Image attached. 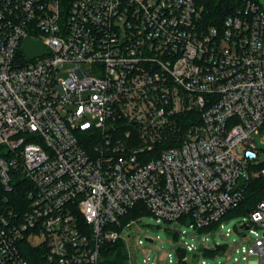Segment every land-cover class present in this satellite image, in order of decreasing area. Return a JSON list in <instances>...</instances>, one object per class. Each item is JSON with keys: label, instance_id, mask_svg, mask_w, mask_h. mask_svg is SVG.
Returning <instances> with one entry per match:
<instances>
[{"label": "built area", "instance_id": "built-area-1", "mask_svg": "<svg viewBox=\"0 0 264 264\" xmlns=\"http://www.w3.org/2000/svg\"><path fill=\"white\" fill-rule=\"evenodd\" d=\"M204 14L200 0H0V264H100L118 241L137 264L139 218L124 219L138 204L176 242L167 264H264V202L227 229L239 241L208 237L264 176V6ZM28 38L49 54L28 59Z\"/></svg>", "mask_w": 264, "mask_h": 264}, {"label": "rangeland", "instance_id": "rangeland-1", "mask_svg": "<svg viewBox=\"0 0 264 264\" xmlns=\"http://www.w3.org/2000/svg\"><path fill=\"white\" fill-rule=\"evenodd\" d=\"M260 2L264 3V0H259ZM73 66H71L72 68ZM67 67L64 71H62L58 76L59 77H66L68 76V69ZM88 69V65L86 64H81L80 67L77 69V74L78 76L83 79L84 74L82 71H85ZM256 142L258 146L262 149H264V144H262L261 137L255 136ZM261 161L264 162V155H260ZM244 218H247L246 214H242L241 211L239 212H232L228 214V216L224 220V228L219 229L217 231V236L216 237H211L208 236L210 241L213 243L214 240L216 242H224L228 241L232 242L233 240H240V237L233 231L231 233V236L228 240L224 238V235L227 232V229H232L238 225V223L242 222ZM185 229V228H183ZM127 235H131L132 240L130 241L131 243V250L134 251L135 257L137 264H141L143 260V252H148L150 251V259H151V264H167V255L169 253L174 254V246L176 245L175 240L173 239L172 235L164 228L163 226H160L156 222V220L151 216L149 213L143 214L139 217V224L136 225L135 227L132 228V230H128ZM146 236H151L155 238L154 243H150L146 241ZM138 238L142 239L144 241V247H141L137 240ZM123 242V241H122ZM125 244L127 254L129 255V249L127 246L126 242H123ZM197 244V243H196ZM216 262H222L224 264H233V258H227L226 256H219L215 259ZM211 263L212 261H208ZM128 264L129 259H128Z\"/></svg>", "mask_w": 264, "mask_h": 264}, {"label": "trees", "instance_id": "trees-1", "mask_svg": "<svg viewBox=\"0 0 264 264\" xmlns=\"http://www.w3.org/2000/svg\"><path fill=\"white\" fill-rule=\"evenodd\" d=\"M247 1L249 0H200V4L204 8V15L207 24L221 25L226 17L233 15L236 10L242 7ZM251 1L264 6V3L259 0ZM260 202H264V176H261L251 182L241 207L231 211L230 213L241 211L242 214H247ZM147 213L149 212L145 209L143 204H138L135 208L129 211L124 221L139 218L141 215ZM24 255L34 263V258L28 252H25ZM183 255H185V252L182 250L179 251L178 256L182 257ZM100 264H128V254L125 244L122 241L106 244L101 251ZM176 264L189 263L181 261Z\"/></svg>", "mask_w": 264, "mask_h": 264}, {"label": "water", "instance_id": "water-1", "mask_svg": "<svg viewBox=\"0 0 264 264\" xmlns=\"http://www.w3.org/2000/svg\"><path fill=\"white\" fill-rule=\"evenodd\" d=\"M22 51L30 60L49 54V51L44 47V45L40 41L30 38L24 41ZM146 240L150 243L153 242L151 239Z\"/></svg>", "mask_w": 264, "mask_h": 264}]
</instances>
